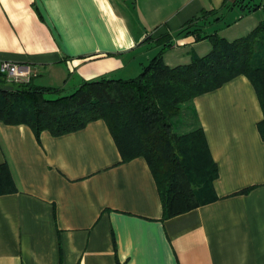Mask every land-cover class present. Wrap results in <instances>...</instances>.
Instances as JSON below:
<instances>
[{"label": "crops", "instance_id": "0c3cea01", "mask_svg": "<svg viewBox=\"0 0 264 264\" xmlns=\"http://www.w3.org/2000/svg\"><path fill=\"white\" fill-rule=\"evenodd\" d=\"M252 7L247 0H0V62L29 65L44 75L34 85L62 90L72 80L76 89L135 78L160 41L170 44L161 55L174 68L210 52L194 30L246 36L264 23V3ZM224 18L232 21L224 26ZM253 89L240 75L182 105L173 131L202 128L217 177L212 201L167 219L148 164L123 162L103 120L38 138L24 124L0 121V166L15 188L0 194V264H264V139Z\"/></svg>", "mask_w": 264, "mask_h": 264}, {"label": "trees", "instance_id": "16d2710c", "mask_svg": "<svg viewBox=\"0 0 264 264\" xmlns=\"http://www.w3.org/2000/svg\"><path fill=\"white\" fill-rule=\"evenodd\" d=\"M193 33L196 40L207 38L212 48L187 65H166L161 53L170 44L160 41L161 51L135 78L84 82L68 95L61 88L36 86L33 79L8 82L0 74V121L24 124L38 138L44 130L59 136L101 119L123 162L142 157L148 164L163 219L207 204L214 198L211 183L217 166L204 132L196 128L175 133L172 121L182 113V105L243 75L256 92L262 111L257 130L264 139V23L232 41ZM14 190L10 173L0 166V194Z\"/></svg>", "mask_w": 264, "mask_h": 264}, {"label": "built area", "instance_id": "2783aa9c", "mask_svg": "<svg viewBox=\"0 0 264 264\" xmlns=\"http://www.w3.org/2000/svg\"><path fill=\"white\" fill-rule=\"evenodd\" d=\"M0 74L11 82H28L38 75L37 70L26 64H18L9 61L0 62Z\"/></svg>", "mask_w": 264, "mask_h": 264}, {"label": "rangeland", "instance_id": "374dc122", "mask_svg": "<svg viewBox=\"0 0 264 264\" xmlns=\"http://www.w3.org/2000/svg\"><path fill=\"white\" fill-rule=\"evenodd\" d=\"M247 3H250L251 6H253V5L259 6L260 4H263L264 3V0H247ZM229 19L230 18H226V19L224 18L222 25L225 26V25H227V23H230V21H232V20L231 19L229 20ZM232 30H234V29H230L231 33L233 32ZM230 31H228V32H230ZM242 35H244V34H242ZM240 36H229V33H228V36H226V37H229V38H227L228 40H233L234 38H238ZM43 77H44L43 74L42 75H39L38 77L35 78V82L37 84H39V85H43L42 84L43 83ZM8 82H11V81H8ZM73 84H74V81L73 80L70 81V82H68V84L66 85V87L64 88V90H62V94L63 95H68V94L72 93L75 90V88H72L73 87ZM58 85H60V84H58ZM52 97H55V96H52Z\"/></svg>", "mask_w": 264, "mask_h": 264}]
</instances>
